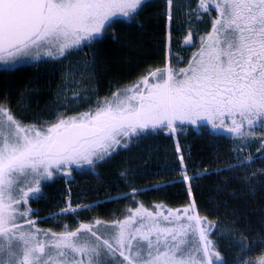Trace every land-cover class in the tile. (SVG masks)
<instances>
[{
  "label": "rangeland",
  "instance_id": "obj_1",
  "mask_svg": "<svg viewBox=\"0 0 264 264\" xmlns=\"http://www.w3.org/2000/svg\"><path fill=\"white\" fill-rule=\"evenodd\" d=\"M145 1L51 0L42 32L26 45L0 55V71L60 59L100 40L112 22L129 18ZM198 6L197 15L193 12L196 23L205 14L211 13L212 19L210 27L199 35L187 25L183 46L192 51L186 66L177 72L169 70L164 77L149 76L117 92L94 117L81 113L39 127L13 119L0 107V264L219 262L205 230L186 210L164 212L141 207L111 225L61 233L28 221L30 198L41 191L43 181L62 166L70 169L82 160L93 159L95 151L129 133L211 125L242 136L235 139L242 151L264 147V0H199ZM171 12L172 0H167V37L171 34ZM108 108L111 110L106 112ZM88 123L101 128L109 124V128L66 156L44 155L56 132ZM257 126V136L253 137L249 129ZM241 131L244 133L239 134ZM174 145L182 180L189 184L191 176L187 183L188 173L182 158L178 159L182 154L175 138ZM72 207L76 206L67 198L64 210L47 218L85 208ZM253 264H264V256Z\"/></svg>",
  "mask_w": 264,
  "mask_h": 264
},
{
  "label": "trees",
  "instance_id": "obj_2",
  "mask_svg": "<svg viewBox=\"0 0 264 264\" xmlns=\"http://www.w3.org/2000/svg\"><path fill=\"white\" fill-rule=\"evenodd\" d=\"M198 5L199 0H172L169 58L167 0H147L129 18L111 24L105 39L60 59L0 71V107L13 119L39 127L81 113L94 117L117 92L186 66L192 51L183 46L187 25L199 35L212 19L205 14L196 23ZM258 129H249L251 136ZM174 134L191 176L189 186L182 180ZM236 138L242 136L211 125H176L116 138L95 151L93 159L70 169L62 166L43 181L41 191L30 198L28 221L61 233L111 225L141 207L186 210L205 230L219 259L213 264H253L264 256V147L242 151ZM67 198L85 208L47 218L64 209Z\"/></svg>",
  "mask_w": 264,
  "mask_h": 264
},
{
  "label": "water",
  "instance_id": "obj_3",
  "mask_svg": "<svg viewBox=\"0 0 264 264\" xmlns=\"http://www.w3.org/2000/svg\"><path fill=\"white\" fill-rule=\"evenodd\" d=\"M47 0H0V55L39 36L45 25ZM96 125L75 124L58 131L45 155L62 157L82 141L101 136Z\"/></svg>",
  "mask_w": 264,
  "mask_h": 264
},
{
  "label": "flooded vegetation",
  "instance_id": "obj_4",
  "mask_svg": "<svg viewBox=\"0 0 264 264\" xmlns=\"http://www.w3.org/2000/svg\"><path fill=\"white\" fill-rule=\"evenodd\" d=\"M50 2H51V0H47V3H48V5H47V10H46V16L48 15V11H49V9H51L50 7H51V4H50ZM115 21H119V20H115ZM114 21V22H115ZM114 22H112L111 24H113ZM46 23H47V21H46ZM56 134V133H55ZM55 134H54V136H53V140H54V137H55ZM102 136V135H101ZM53 140H52V142H53ZM51 142V143H52ZM81 143H83V141L81 142ZM80 143V144H81ZM80 146V145H79ZM49 147V146H48ZM78 147V146H77ZM77 147H75V148H77ZM75 148H73V149H75ZM73 149H71V150H73ZM45 153H46V151L44 152V155H45ZM66 156V155H65Z\"/></svg>",
  "mask_w": 264,
  "mask_h": 264
},
{
  "label": "bare ground",
  "instance_id": "obj_5",
  "mask_svg": "<svg viewBox=\"0 0 264 264\" xmlns=\"http://www.w3.org/2000/svg\"><path fill=\"white\" fill-rule=\"evenodd\" d=\"M181 158V157H180ZM186 180H187V183L189 182V179H190V176L189 175H186ZM73 209H75V210H77L78 209V207L76 206V207H72ZM64 210V209H63Z\"/></svg>",
  "mask_w": 264,
  "mask_h": 264
}]
</instances>
